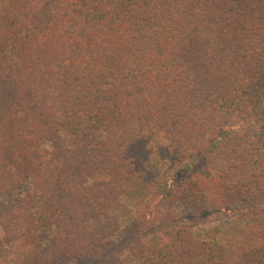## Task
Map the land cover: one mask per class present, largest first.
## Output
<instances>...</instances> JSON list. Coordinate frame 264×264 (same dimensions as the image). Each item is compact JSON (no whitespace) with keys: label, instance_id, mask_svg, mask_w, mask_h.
Returning <instances> with one entry per match:
<instances>
[{"label":"trees","instance_id":"16d2710c","mask_svg":"<svg viewBox=\"0 0 264 264\" xmlns=\"http://www.w3.org/2000/svg\"><path fill=\"white\" fill-rule=\"evenodd\" d=\"M213 210L225 240L180 220ZM0 229L32 263L264 264V0H0Z\"/></svg>","mask_w":264,"mask_h":264},{"label":"rangeland","instance_id":"374dc122","mask_svg":"<svg viewBox=\"0 0 264 264\" xmlns=\"http://www.w3.org/2000/svg\"><path fill=\"white\" fill-rule=\"evenodd\" d=\"M153 161L158 164L160 169H165V164L158 155L153 156ZM185 165L179 166L169 170L165 179L166 192L173 189L178 181V177L182 171H184ZM229 210H213L205 212L202 214H191L180 219L181 221L192 222L196 229L199 231L201 236H206L209 233H215L219 239L225 240L228 237L231 229L235 226V216H229ZM135 220H133L134 222ZM160 223L156 222L150 227V220L143 218L142 220L135 221L131 229L123 230L122 233L119 232L116 237L114 245L108 250L109 253L113 251H122L124 246L130 241L136 233L141 229L145 231H150L154 229V226ZM141 224V225H140ZM140 225V226H138ZM3 232L0 229V264H41V261L34 260L32 262H27L23 253L22 245L19 243L13 244L2 240ZM56 258L51 255L47 258L48 264H56ZM61 264H67V261L62 260Z\"/></svg>","mask_w":264,"mask_h":264}]
</instances>
